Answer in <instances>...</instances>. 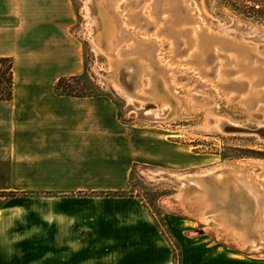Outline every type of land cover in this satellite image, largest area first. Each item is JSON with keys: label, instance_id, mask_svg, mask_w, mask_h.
<instances>
[{"label": "rangeland", "instance_id": "374dc122", "mask_svg": "<svg viewBox=\"0 0 264 264\" xmlns=\"http://www.w3.org/2000/svg\"><path fill=\"white\" fill-rule=\"evenodd\" d=\"M32 1L7 0L12 6L0 11H33ZM60 11L84 69L54 90L103 96L132 135L138 161L120 193L150 209L174 264L182 262L177 238L206 234L217 241L202 242L221 252L264 260V140L201 129L209 113L264 126V0H61ZM148 104L158 105L153 120L139 114ZM231 196L233 208H225ZM200 199L213 218H199Z\"/></svg>", "mask_w": 264, "mask_h": 264}, {"label": "crops", "instance_id": "0c3cea01", "mask_svg": "<svg viewBox=\"0 0 264 264\" xmlns=\"http://www.w3.org/2000/svg\"><path fill=\"white\" fill-rule=\"evenodd\" d=\"M35 3L0 11V57L14 62L12 98L0 101V264H174L140 197L90 196L131 188L132 135L103 96L54 90L84 67L62 31L70 20L61 0ZM205 236L177 238L181 264H264L221 252Z\"/></svg>", "mask_w": 264, "mask_h": 264}, {"label": "water", "instance_id": "95a60500", "mask_svg": "<svg viewBox=\"0 0 264 264\" xmlns=\"http://www.w3.org/2000/svg\"><path fill=\"white\" fill-rule=\"evenodd\" d=\"M175 102V101H174ZM173 106V103H171ZM158 105L157 104H148L146 107H144L143 110L139 111L142 117L144 118H150L155 119L152 117V115H149L146 113V110H157ZM204 131H220L225 134H245V135H255L259 139L264 140V126H261L257 129H248V128H239L236 126H233L232 124L227 123L220 117H216L208 114L207 117V124L203 127H201Z\"/></svg>", "mask_w": 264, "mask_h": 264}, {"label": "trees", "instance_id": "16d2710c", "mask_svg": "<svg viewBox=\"0 0 264 264\" xmlns=\"http://www.w3.org/2000/svg\"><path fill=\"white\" fill-rule=\"evenodd\" d=\"M14 62L12 58L0 57V101L11 100L14 86ZM86 97V96H81ZM109 196H124L120 192Z\"/></svg>", "mask_w": 264, "mask_h": 264}, {"label": "bare ground", "instance_id": "6f19581e", "mask_svg": "<svg viewBox=\"0 0 264 264\" xmlns=\"http://www.w3.org/2000/svg\"><path fill=\"white\" fill-rule=\"evenodd\" d=\"M126 71V70H125ZM127 73V72H126ZM123 78V77H122ZM127 79V78H126ZM124 80H125V77H124ZM129 82V81H128ZM127 82V83H128ZM126 83V82H125ZM124 84V83H123ZM119 85H117V87H118ZM124 89V88H123ZM126 90V89H125ZM129 90V89H128ZM164 90L166 91L167 89H166V86L164 87ZM166 93H167V91H166ZM131 96V95H130ZM169 97V96H168ZM171 99V98H170ZM144 109V108H143ZM158 110V109H157ZM157 110H146V113L147 114H149L150 115V113H151V115H153V114H155V113H157ZM213 115V114H212ZM155 118V117H154ZM233 123V122H232ZM230 124V123H229ZM233 126H236V127H239V128H241L242 126H240V125H235V124H232ZM242 128H245V127H242ZM234 187V186H233ZM237 187V186H236ZM230 193H232V192H230ZM233 194H235L236 195V191H234V193ZM183 195V194H182ZM232 196H234V195H232ZM232 196H231V199L226 203V206H225V208H229V207H232L233 208V204H234V199L232 198ZM181 198H182V196H181ZM200 198V197H199ZM236 200V199H235ZM200 203H201V205H202V209H203V212L202 213H200V217L199 218H203V219H205V220H209L210 218H213V217H209V216H207V211H206V213H204L205 212V209L207 208L206 207V203L204 204V201L203 202H201V199H200V201H199ZM237 202V201H236ZM203 203V204H202ZM208 204V203H207ZM222 205V204H221ZM236 206V205H235ZM201 207V206H200ZM240 207V206H239ZM208 208H210V207H208ZM230 209V208H229ZM234 209H235V207H234ZM237 209V208H236ZM208 211H209V209H207ZM219 210H220V208H219ZM236 210H234L233 212H235ZM193 212V211H192ZM210 213L211 214H215L214 213V211L213 212H211L210 211ZM191 214V213H190ZM228 215V214H227ZM194 216H196V215H194ZM207 216V217H206ZM229 216V215H228ZM228 222V221H227ZM236 229V228H235ZM238 229V228H237ZM238 234H240V233H238ZM241 237H243L242 236V234L240 235V238ZM245 239V238H244ZM241 244V243H240ZM245 245V243L244 244H241V248H244L243 246Z\"/></svg>", "mask_w": 264, "mask_h": 264}]
</instances>
